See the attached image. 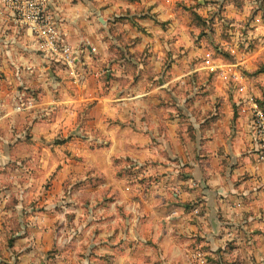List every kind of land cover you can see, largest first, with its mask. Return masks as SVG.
Wrapping results in <instances>:
<instances>
[{"label": "clouds", "instance_id": "clouds-1", "mask_svg": "<svg viewBox=\"0 0 264 264\" xmlns=\"http://www.w3.org/2000/svg\"><path fill=\"white\" fill-rule=\"evenodd\" d=\"M0 264H264V0H0Z\"/></svg>", "mask_w": 264, "mask_h": 264}]
</instances>
